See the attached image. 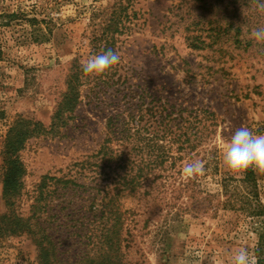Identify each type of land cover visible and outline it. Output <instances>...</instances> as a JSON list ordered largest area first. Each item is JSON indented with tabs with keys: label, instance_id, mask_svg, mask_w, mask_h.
I'll list each match as a JSON object with an SVG mask.
<instances>
[{
	"label": "rangeland",
	"instance_id": "obj_1",
	"mask_svg": "<svg viewBox=\"0 0 264 264\" xmlns=\"http://www.w3.org/2000/svg\"><path fill=\"white\" fill-rule=\"evenodd\" d=\"M214 1L0 0V216L11 218L0 219V264H41L40 244L49 256L42 264H83L85 254L93 256L100 215L88 206L101 201L100 190L112 178L109 168L99 170L97 152L107 117L125 107L123 94L132 89L211 117L193 150V170L183 161L172 171L181 170L175 186L199 176V202L171 187L164 201L139 193L117 200L130 232L123 231L122 263H254L264 220L240 210L211 214V194H220L219 180L226 177L242 194L240 179L250 168L264 203V58L228 47L224 32L222 43L211 47V10L216 16L223 10L219 4L211 9ZM226 15L218 16L221 24ZM103 48L115 56L114 83L104 92L97 86L105 72ZM76 71L98 78L82 83L74 112L51 134L53 113ZM118 77L130 83H116ZM123 87L125 93L116 91ZM19 118L46 132L17 153L22 184L9 204L2 149ZM17 218L29 232L14 227Z\"/></svg>",
	"mask_w": 264,
	"mask_h": 264
},
{
	"label": "trees",
	"instance_id": "obj_2",
	"mask_svg": "<svg viewBox=\"0 0 264 264\" xmlns=\"http://www.w3.org/2000/svg\"><path fill=\"white\" fill-rule=\"evenodd\" d=\"M214 2L211 4V9H218L219 4L223 10L217 16L215 13L218 11L211 10V14L214 13V16H211L214 18L211 20V25L215 21V27L211 28L213 33L211 47L213 44L222 43L220 34L224 32L228 36L225 39L227 43L229 42L228 47L244 48L246 52L250 51L264 58V0H215ZM222 13L230 15L223 16L225 21L223 24L220 22L222 19L218 17ZM110 53L109 48H103L101 51V55H106V60L104 59L103 62L105 72L98 76L100 78L90 76L88 71L72 73L71 81L67 82L66 92L53 113L49 133L56 135L60 127L66 124V119H69L74 112L79 103V87L82 83H91L93 79L98 78L100 82L97 86L101 85L103 92L114 83L109 70L114 64L115 56ZM118 81L130 83L128 77H124L123 80L118 77L115 82ZM126 89L127 87L117 88L116 91L125 93ZM123 98H125V107L116 109L119 107V104H116V111L106 119L105 139L97 152L100 158L99 170L109 168L112 178L110 183L103 185L100 190L103 194L101 201L98 204L91 202L88 206L89 211L99 212L100 228L93 243L95 247V250H92L93 256L85 254L82 259L83 264H123L121 248L122 243L126 241L123 231L127 234L130 232L124 227L125 211H121L117 205V200L119 201L122 195L139 193L144 197L155 195L163 200V191L166 192L165 188L171 187L176 188V191L174 189L171 191L178 196L187 192L188 198L192 199L196 196V202H199L198 195L201 194L195 189L199 182L196 173L186 176L185 180H180L175 186L177 175L181 174V170H177L175 175L172 171L177 166V162L183 161L190 171L193 170V150L201 146L205 129L208 128L206 122L211 117V113L203 109L176 105L168 98H160L150 91L128 90L127 94H123ZM45 132L46 129L39 123L21 118L8 130L2 149V162L3 196L7 198L9 204H13L14 201L11 202V199L18 195L22 184L20 179L23 172L17 153L29 138L38 137ZM232 180L231 177L219 180L220 194L216 192L211 194V214H216L219 209L235 212L240 210L247 213L248 217L264 220V203L256 192L253 170L247 168L240 179L246 190L242 194L230 189L229 184ZM199 209L197 208V211ZM0 219L11 221L8 214L0 216ZM13 225L19 231H30L29 225L22 226L18 218ZM91 238L92 235L88 239ZM39 250L42 252L41 262L49 263V256L46 254L48 249L42 248L40 244ZM253 254L255 260L253 264H264V225L258 234Z\"/></svg>",
	"mask_w": 264,
	"mask_h": 264
}]
</instances>
